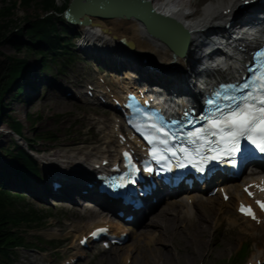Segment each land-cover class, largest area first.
<instances>
[{"label": "rangeland", "instance_id": "rangeland-1", "mask_svg": "<svg viewBox=\"0 0 264 264\" xmlns=\"http://www.w3.org/2000/svg\"><path fill=\"white\" fill-rule=\"evenodd\" d=\"M12 1L0 0L1 11L3 10L5 13L6 10L3 7H8L9 2L11 3ZM14 1H17L18 4V0ZM67 1L70 0H56V6L59 10L53 11V14L60 17V8ZM171 1L177 4L183 1L187 2L192 13L197 12L199 14L200 9L205 4L217 0ZM17 4L16 9L11 8L10 13L12 14L13 23L8 26L5 36L19 31L24 33L27 27V18L32 20L37 14L40 16L44 15L37 5H30L29 8H25ZM194 16L197 17L198 15L195 14ZM3 20L5 18H2L0 22ZM96 21L109 27L114 26L109 19H99ZM127 30L120 28L119 31L124 35V32H127ZM66 31L67 34L65 36L70 37V41L74 44L70 49L74 60L62 71H59L57 65H54L53 62H49V66L43 69L38 55L29 53L21 45V49L18 51L17 45L10 42L8 38L0 40V54L11 57H23L27 55L28 58L26 73L18 83L21 85L23 91L16 96V87H14L12 90L6 92L2 98L6 116L22 123V130L19 136L10 132L6 124L0 121V160L2 163L8 161L7 149L11 150L14 147V143L20 145L23 149H27L34 158L39 159V167H43L40 158L53 151L60 154L68 151L66 154H69L72 150H82V154L86 153L89 159L93 158V154L100 155L101 152L106 150H110L109 152L114 154L115 147L113 144L104 142L105 136L103 124L101 123L103 117H110L112 115L111 111L97 104L77 101L71 95L73 88L77 86L83 88V84H86L89 78H94L96 74L94 69L96 67L104 71L103 75L109 76L113 71L98 64L97 60L99 58L95 55L87 56L82 52L81 49H87H85V46H82L84 36L80 28L70 26ZM128 33L130 32L128 31ZM88 50L96 52L95 49ZM0 57L2 58V56ZM124 70L128 71L129 69L123 67L120 72L113 73V75L117 76L113 77L115 79L108 76H105V78L107 77L114 82V80L123 74ZM31 87L36 90V98L34 97L32 100H30L31 98L29 99L32 91ZM53 87L56 89H52ZM56 101L65 102V107L59 106V109L58 106L53 107L51 104ZM114 114L117 115L116 113ZM105 123L107 122L105 121ZM47 132L49 134H46ZM42 133L47 135L48 138H37ZM49 136H54V138L52 139ZM21 138L32 139L35 142L28 148ZM12 177L14 176H11V179ZM6 179H8V175ZM5 187L10 190L12 189L10 185ZM22 192L25 193L26 200L30 201L37 209L48 210L52 213V216L41 225L33 226L24 231L23 228L21 229L26 241L37 243V237H41L47 240L54 239L60 241L61 246L52 248L46 245L45 250L42 251L34 247L27 249L19 248L16 250V258L13 264H59L63 259L75 255L81 256V259L76 264H231L230 261L228 262V259L235 254L240 246L239 244L242 242L249 244L248 253L240 263L246 264L257 247L264 249V230L262 229L264 222L260 225L255 222L251 225L247 224L235 211V199L224 201L218 192L209 197L212 199L215 207L223 212V222L221 225H212L209 228L205 240L202 241L204 242L202 248L188 247L183 241L168 238L159 226L150 227V230L146 234H137V232L144 229L141 227V224L134 229L132 226L109 216L106 212H96L95 210L98 206L83 200L79 195H76V192L70 194L71 201L49 198L50 202L34 198L25 191H21L20 193ZM192 194L197 193L192 192ZM86 205L91 206V209L96 212L94 216L85 211L84 207H87ZM166 206V204L157 206L151 215L161 211ZM217 213H219L218 210ZM216 218L217 216L214 215L211 220L212 224H216ZM107 219L112 222V225L114 224V227L117 226L118 230L128 234L124 243L116 244L120 245L118 247L120 249L111 250L110 248L108 250H101L99 244L94 245L90 250L77 247L78 235L86 231L85 228L88 224ZM231 226L234 227L233 230H231Z\"/></svg>", "mask_w": 264, "mask_h": 264}, {"label": "bare ground", "instance_id": "bare-ground-1", "mask_svg": "<svg viewBox=\"0 0 264 264\" xmlns=\"http://www.w3.org/2000/svg\"><path fill=\"white\" fill-rule=\"evenodd\" d=\"M149 1L155 11L169 17L170 20L174 22L173 26L177 25L185 32L184 46L182 47L183 44L181 45L182 49H180L181 47L174 45L178 52L172 51L164 41L149 34L144 25L136 19L126 20L113 18L110 19V22L114 26L109 27L106 24L97 22L96 20H99L100 18H96L94 16H89L91 20L88 23L77 26L83 32L82 34L84 39L82 46H85V49H87L81 50L89 56L95 55L98 57V60L101 63H106L107 68L111 71H119L123 67H127L129 69L128 71L137 70L140 77L149 83H152V81L159 82L166 85L169 89H173L174 92L182 90L187 93L188 88H191V85H193L192 83L198 76L196 68L203 71L205 70L204 65L211 51H213L214 47L219 45L218 40L220 39V41H224L225 43L233 41L231 34H226L225 36L224 34L217 35V33L224 32L220 26L224 25L234 17L233 12L236 11L244 0H217L205 4L200 9L199 14H197V12L192 13L189 9V3L184 1L178 4L173 3L171 0H158L157 2L156 0ZM260 6L264 9V0L260 1ZM188 9L189 11H187ZM260 12L263 14L264 10H261ZM195 14L198 16L195 17ZM263 24L264 20L257 23L254 31L249 34H245L241 41L234 45L233 50L228 54L225 61L217 63V66L209 71L210 79L230 77L235 74L239 68L243 53H245L244 51L248 47L251 48V45L255 42V40H257V34L262 29ZM165 27L168 29L170 26L166 25ZM120 28L128 30L127 32H124L125 34L123 35V33L119 31ZM213 28L216 29L217 33H214L215 30ZM174 29L176 28H171L170 34L173 33ZM128 31L130 33H128ZM243 34L241 35L243 36ZM88 49H95L96 52ZM141 56L148 59V65H145L140 61ZM183 65H186V68H189L187 73L184 71L175 75L169 74V72L183 69ZM151 68H158L160 71L157 72ZM147 69L155 71L158 75L155 77L153 74L156 73L148 71ZM124 77L125 76L123 74V78ZM197 83L198 81L195 82L193 86H196ZM52 89L56 88L53 87ZM31 90L30 97L36 98L35 89L31 88ZM124 90L125 88L117 86L115 91L125 92ZM194 93L197 94V91ZM32 98L30 100H32ZM65 104V102L56 101L51 105L53 107L58 106L59 109V106H64ZM112 118L113 117L110 116L108 117V120H111ZM115 126L116 125H113V129ZM115 132L119 133L121 130L116 129L114 133ZM109 133L105 134L104 142H111L115 147H118L119 144L117 143L116 137H114L111 132ZM22 141L24 142L23 139ZM66 152L60 154L53 151L46 156H42L40 158L42 161L41 163L47 168L54 169L56 173L60 175L68 173L67 175L72 178L69 172H72L74 176H79L83 174V169L91 170L90 167L93 168L95 163H100V161H102L105 157L108 156L110 159L115 158V155L110 157L109 152L106 151L101 152L102 154L100 156L93 154L92 159H89L86 153L82 154V150H72L69 154H66ZM4 167V162L2 163L0 160V171H2ZM255 180L260 181L261 177H249L244 180L228 184L226 189L230 194L229 199H239L244 197V194L239 191V187ZM9 185L14 189L21 188L20 190H24L29 193L32 189L38 194L37 189L35 187L33 188V186H37L42 189V191L39 190V192L44 194L46 197L55 199L54 194L49 193V187L46 181H43L40 186V183L35 181L33 177H30L27 180H23L20 177H13L12 180L9 181ZM62 191L63 190L60 189L58 190V193L61 194ZM42 194L41 196H44ZM62 199L63 198H59L57 200ZM86 199L89 200L87 202L93 203L90 201L91 198L88 197ZM164 203L167 206L161 211L155 212L152 215V212L143 215L142 220L139 221L138 224H141V227L144 229L137 232V234H146L150 230V227L159 226L168 238L183 241L188 247L202 248L204 246V242L202 241L205 240L209 228L212 227V225H221L223 222V212L215 207V204H213L212 199L207 196L206 192L192 195L185 194L183 197L179 198H169ZM84 208L89 214H93V216L96 214V212L91 209V206ZM217 210L219 213H217ZM214 215L217 216L216 224L211 223ZM240 217L244 219L247 224H252L248 218L241 215ZM98 224H100V221L88 224L86 226V230L88 229L86 232H88L91 227ZM112 226L115 230H118L117 226L114 227V224ZM230 228L231 230L234 229L233 226ZM114 229L113 231L116 232ZM262 229L264 230V224L262 225ZM116 233L119 234L118 232ZM118 247H120V245H115L111 247V250H115L116 248V250L120 249ZM263 252L264 249L257 247V250L251 255L249 261H253L252 264H256V260L258 258H262Z\"/></svg>", "mask_w": 264, "mask_h": 264}, {"label": "trees", "instance_id": "trees-1", "mask_svg": "<svg viewBox=\"0 0 264 264\" xmlns=\"http://www.w3.org/2000/svg\"><path fill=\"white\" fill-rule=\"evenodd\" d=\"M67 2L63 3L60 13L66 7ZM16 4L17 1L13 0L11 3L9 2L8 7L4 6L5 13L0 9V21L5 18V20L0 22V40L8 38L10 42L17 45L18 51L23 47L29 53L38 55L43 69L53 62L59 65V71H62L72 62L73 54L70 49L74 44L70 41V37L65 36L67 34L66 30H68L70 25L65 22L62 14H60V17L53 14V11L59 10L56 6V0H18L17 5L25 8H29L30 5L39 6L41 13H44V15L40 16L37 14L32 20L27 18V27L24 33L19 31L5 36L8 26L13 23L12 14L10 13L11 8L16 9ZM0 56H2V58L0 57V121L6 124L10 132L20 136L22 123L6 116L2 98L6 92L14 87H16V96L23 91L18 83L26 73L28 58L27 55L11 57L0 54ZM46 134L49 133L47 132ZM49 137L54 138V136ZM37 138L47 139L48 136L42 133ZM23 140L28 148L35 142L32 139ZM7 153L8 161L4 163V169L0 171V264H13L16 258V250L21 247L43 249L45 245L58 246L56 241L45 240L40 237H37V243L28 242L22 234V228L24 231L37 226L52 216V213L48 210L37 209L30 201L26 200L24 194L5 187V183L11 179V176L20 177L23 180L29 179L30 176L40 178L38 164L29 151L14 143V147L11 150L7 149ZM7 175L8 179H6ZM248 246L249 244L242 243L236 253L228 259V262L240 264L248 253Z\"/></svg>", "mask_w": 264, "mask_h": 264}, {"label": "water", "instance_id": "water-1", "mask_svg": "<svg viewBox=\"0 0 264 264\" xmlns=\"http://www.w3.org/2000/svg\"><path fill=\"white\" fill-rule=\"evenodd\" d=\"M63 16L69 23L76 25L88 23L91 20L89 16L136 19L149 34L164 41L172 51L178 52L174 45L184 46L185 32L177 25L173 26L174 22L169 17L155 11L149 0H71ZM166 25L170 27L167 29ZM173 27L176 29L170 34Z\"/></svg>", "mask_w": 264, "mask_h": 264}, {"label": "snow or ice", "instance_id": "snow-or-ice-1", "mask_svg": "<svg viewBox=\"0 0 264 264\" xmlns=\"http://www.w3.org/2000/svg\"><path fill=\"white\" fill-rule=\"evenodd\" d=\"M256 79L264 80V76H258ZM248 87L247 83L243 85V88ZM261 90H264V83L260 84L258 91ZM232 99L235 100V106L226 114L222 112L221 119L212 122V127L218 130L221 141L229 144L226 151L231 155L239 151V140L243 137L255 145L259 151L264 152V91H261L259 95L248 93L239 99ZM216 134V132L213 133V135ZM232 163L235 164V160H232ZM258 203L264 209V201ZM241 211L256 218L250 206L247 209L242 208Z\"/></svg>", "mask_w": 264, "mask_h": 264}]
</instances>
